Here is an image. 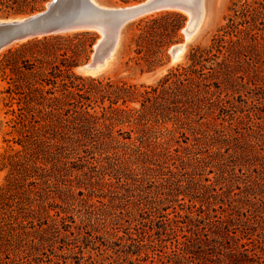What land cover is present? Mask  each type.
I'll return each instance as SVG.
<instances>
[{
  "label": "trees",
  "instance_id": "1",
  "mask_svg": "<svg viewBox=\"0 0 264 264\" xmlns=\"http://www.w3.org/2000/svg\"><path fill=\"white\" fill-rule=\"evenodd\" d=\"M46 1L0 0V13L7 16L35 13ZM231 11L227 24L212 39L209 47L193 49L188 65L172 70L156 86L144 93H139L135 86L127 83H104L98 79H84L75 75L73 70L87 52V43L90 47L94 45L92 32L75 33L68 40L72 42L75 39H85L84 43L77 45L75 49L72 46L64 48L62 54L55 47V42L64 39L62 36L31 40L23 43L18 50L8 53L0 63L1 71L6 73L10 70L14 75H20L25 82L21 86L22 91L15 92L13 89V93L20 95V99L19 113L12 111L15 116L12 122L19 134L17 143L22 145L23 150L15 151L10 146L4 158L9 173L6 183L0 187V264H11L3 262L4 256L9 258L11 253L24 258L40 251L48 238L54 237L53 233L58 230L59 221L54 217H60L63 223L71 217L68 209L64 216L58 211L56 215H51V210L62 208L63 204L56 202L50 188L52 185L61 187L65 178H92L86 169L93 168V164L87 157L85 159L80 155L81 144L89 147L85 152L93 154L97 151L106 159L113 160L118 173L125 170L134 173L131 178L144 180L151 173L158 175V166L177 159L182 162L184 170L193 168L190 176L195 178V170L205 163L206 158H186L181 154L192 153L190 148L177 147L175 154L172 153L169 137L174 136V131L167 129L161 137H155L157 126L173 121L176 131L185 134L183 129H189L200 146L215 147L217 141L223 140L230 147L232 142L246 136L238 130L227 133L225 128L207 129L203 133V129L195 125L197 122L193 118L202 110L211 111L213 105L221 106L226 114L228 110L225 103L231 104L230 97L235 99L238 95L249 108L241 107L238 111L241 114L239 124H243L245 118L253 119L255 109L264 105V0H236ZM170 18H178L177 32L183 25L184 17L178 12H167L160 19H153L154 23H148L142 28L140 42L149 35L153 36L152 24ZM159 35L162 37L165 33L159 32ZM59 55L65 58L62 61L64 70L57 64ZM59 88L61 94L57 95ZM241 89H248V94L256 91L259 96L256 101L253 96H247L248 100L243 99ZM224 93L226 97L223 98ZM137 97L141 98L139 110L119 107L120 103L127 105ZM249 100L253 103H249ZM107 101L108 106L105 105ZM94 104L100 106V112L90 110L95 109ZM258 119L260 122H254L256 130H250L262 138L264 122L261 116ZM122 126L131 128L125 132L121 128L117 129ZM86 139L94 144H84ZM68 152L77 154V160L70 161ZM234 152L239 153L236 149ZM137 163L142 165L137 166ZM225 174V171H221L216 177L217 181L218 178L226 180ZM260 179L262 178L256 176V186L248 188V198L264 190ZM164 183L170 184L169 180L161 182ZM203 187L213 188V184ZM63 189L62 187L63 203L68 207L74 205L72 201L76 202L75 192L69 190L68 195ZM170 189V194H173L174 188ZM79 195L83 196L84 193L79 192ZM217 198L218 195L212 194L206 197L204 195L199 200L191 199L185 204L186 209L174 212V217H162H167L169 226H176L173 231L180 230L187 240L210 236L208 232L212 228L219 229L218 232L213 231L214 236L235 240L238 230L233 232L229 224H234L236 218L225 208L224 200L217 202ZM220 210L222 213H219ZM241 220L249 225V228L242 230L241 240L246 241H242L225 255L226 264H255V259L264 258V228L262 232L255 234L263 239L259 242L251 238V219L246 217ZM89 222L94 227L92 220ZM261 222L264 223V216ZM218 223L227 224L218 228ZM201 225L204 227L199 228ZM142 234L145 232L139 233V236ZM128 240L132 241L128 264L143 261L145 256H142L141 242L144 240L137 241L133 234H129ZM183 245L184 258L188 255L194 257L192 247L185 242ZM228 247L232 246L229 244ZM166 257L171 264H182L181 260ZM198 258L202 264L212 261L207 254L199 255ZM36 259L34 258L35 263Z\"/></svg>",
  "mask_w": 264,
  "mask_h": 264
},
{
  "label": "rangeland",
  "instance_id": "2",
  "mask_svg": "<svg viewBox=\"0 0 264 264\" xmlns=\"http://www.w3.org/2000/svg\"><path fill=\"white\" fill-rule=\"evenodd\" d=\"M47 0L41 5L39 11L43 12L47 8ZM100 5L105 7L123 8L126 6L136 5L144 0H96ZM236 0H205V17L194 37L187 43L185 52L176 62L172 63L169 51L177 44L183 43L185 40V28L191 16L187 13L178 12L183 15L184 22L182 27L175 32L178 25V18H170L156 24H152L153 36L141 43L139 37L142 33V28L153 19H160L167 12H157V14L149 15L138 19L126 26L122 33L120 48L116 54H120L118 61L112 71L107 74L97 76L83 75L78 71V66L91 60L95 45L99 38H103L102 34L92 32L95 38L92 47L86 45L87 52L79 59L77 66L73 72L77 76L84 79H98L104 83L108 81L123 82L130 86H135L139 93H144L150 87L156 86L166 75L179 66L189 64L190 52L197 47H209L212 44V39L220 34V29L227 24L228 17L232 15L231 8ZM177 12V11H172ZM31 13V14H35ZM26 15H10L0 13V20L21 18ZM167 28V31L164 29ZM159 32L164 36L161 37ZM75 33H67L62 36L64 39L60 42H55V47L59 48L60 53L64 48L72 46L73 49L77 45H81L85 40L68 39L73 37ZM51 36L49 38H54ZM100 39V40H101ZM23 43L14 44L11 47L4 49L0 53V63L8 55L10 51H16ZM122 44V45H121ZM97 46V45H96ZM81 50V49H80ZM121 52V53H120ZM141 52V53H139ZM72 54V53H70ZM28 58H31L28 56ZM65 58L59 55L58 65L64 70L62 65ZM148 60V62H147ZM20 61V59H19ZM25 82L20 75H14L10 70L7 72L1 71L0 65V187L6 183V178L9 173V168L5 166L4 158L10 150V146L15 150H23L22 145L17 143L19 134L14 127L12 120L15 118L12 113L15 110L19 113L20 95L13 93L22 91L21 86ZM214 88V87H213ZM215 90V88H214ZM12 92V94L10 93ZM248 89H241L243 99L248 100L247 96H253L257 99L259 96L256 91L248 94ZM60 95V88L56 91ZM222 97H226L224 93ZM231 99V104L225 103L227 113H223L221 106L213 105L211 111L202 110L198 116H193L196 120V126L203 129V133L207 129H223L227 133L238 130L246 136L239 141L232 142L231 146L227 145L223 140L217 141L216 146H200L195 141L192 132L184 128L182 132L176 131L173 121L167 122L165 125L157 126L158 131L155 137H161L166 130L174 131V136L171 140V151L175 154V148H190L192 153H181L186 158H206L205 163L195 171V178L190 174L193 168L184 170L180 160H169L167 163L157 168L160 170L158 175L152 174L149 178L141 180V178H131L134 173L129 170L118 173L116 167L113 166V160H108L105 156H101L100 152L87 153L85 149L88 146L80 147V155L89 160L93 168H87L86 171L92 178H65V182L61 183L59 188L52 185L51 193L56 198L58 204H63L62 208L51 210V215H56L60 212L64 216L69 210V216L64 223L60 217L55 216L59 222L57 223L58 230L53 233L54 237H49L44 248L36 251L32 256H24L18 258L14 254H10L9 258L4 256L3 262L13 264H128V252L132 241H129V234H133L137 241L141 242L143 261L137 264H171L170 258L181 260L182 264H202L199 255L207 254L212 261L207 264H226L225 255L231 249L246 240L242 239V230L249 228L241 222V219L249 217L251 219V238L257 241H263L261 237L255 234L262 232L264 223L261 222L264 216V190L258 191L249 198L246 196L248 188L255 187V177L259 176L260 182L264 184V136L252 133L251 129H255L254 122H260L258 119L261 116L264 122V105H260L259 109H255L253 119H244L243 124H239L241 107L247 108V104L241 101L238 97ZM249 103L251 100H249ZM106 106L109 105L107 101ZM93 111H101L100 106L94 104ZM209 106V105H208ZM119 107L139 110L141 108V98L137 97L128 102L127 105L119 104ZM255 114H257L255 116ZM202 125V126H201ZM124 132L129 131L131 127L122 126ZM250 133V135H248ZM135 136V134H134ZM203 137V135H199ZM158 140V139H157ZM129 142V141H127ZM87 145L94 144L91 140L86 139ZM230 148V149H229ZM239 153H235L234 150ZM61 151V150H60ZM70 161L77 160V154L68 152ZM138 156H135V158ZM219 163H221L219 165ZM257 164V165H255ZM142 165V163H137ZM153 167L154 164H150ZM135 166V167H137ZM157 166V165H156ZM258 168V169H255ZM221 171H225L226 180L217 178ZM77 174V171H74ZM169 180L167 183L161 184ZM211 180V181H209ZM213 184V188H206ZM173 185V187H169ZM247 186V187H246ZM63 190L69 194V190L74 191L76 202L72 206H67L63 203L61 196H64ZM169 187V188H168ZM174 188L173 194H170ZM79 192L84 195L80 196ZM218 195L217 202L224 200V206L229 213H233L236 221L234 224H229L233 232L237 230L235 240H227L224 237L214 236L213 231L219 229L208 228L210 236L196 237V240H187L183 237V233L174 229L176 226H169L167 217H174L175 211H181L182 208H187L185 205L189 200H199L209 195ZM81 200H83L81 202ZM214 201V199H212ZM185 205V206H184ZM184 206V207H183ZM66 208V209H65ZM166 209V210H164ZM250 210V211H249ZM219 213H222L220 210ZM163 214V215H162ZM214 214V213H212ZM89 220H92L94 227L90 225ZM258 220V221H257ZM99 222V223H97ZM259 222V223H255ZM227 224V223H226ZM218 223V228L226 225ZM184 226V225H183ZM201 225L199 228H203ZM255 227V228H254ZM197 228V227H196ZM195 228V229H196ZM145 232L139 236V233ZM39 240V239H38ZM192 247L194 257L184 258L185 246ZM229 244L232 246L229 248ZM196 246V247H193ZM146 254L148 256H146ZM220 254V255H218ZM34 258H37L35 263ZM134 259V258H133ZM264 264L263 260L255 259Z\"/></svg>",
  "mask_w": 264,
  "mask_h": 264
},
{
  "label": "water",
  "instance_id": "3",
  "mask_svg": "<svg viewBox=\"0 0 264 264\" xmlns=\"http://www.w3.org/2000/svg\"><path fill=\"white\" fill-rule=\"evenodd\" d=\"M185 10L194 12L195 21H188L184 42L169 51L172 61L179 51L185 52L187 43L200 28L205 17V0H144L125 8L105 7L95 0H51L43 12L0 20V53L14 44L35 39L67 33L97 32L104 37L99 38L95 45L91 60L77 68L83 75L95 76L119 50L126 26L157 12Z\"/></svg>",
  "mask_w": 264,
  "mask_h": 264
},
{
  "label": "bare ground",
  "instance_id": "4",
  "mask_svg": "<svg viewBox=\"0 0 264 264\" xmlns=\"http://www.w3.org/2000/svg\"><path fill=\"white\" fill-rule=\"evenodd\" d=\"M96 1V0H95ZM133 6V5H132ZM126 7H129V6H126ZM122 8V7H121ZM123 8H125V7H123ZM184 13H187V14H189L190 16H191V22H194L195 21V14H194V12L192 11V10H185V11H183ZM157 14V13H156ZM155 14V15H156ZM21 18H23V17H21ZM200 27V26H199ZM199 29V28H198ZM198 29L196 30V32L198 31ZM103 36V35H102ZM104 37V36H103ZM122 40V39H121ZM189 40V39H188ZM187 40V41H188ZM186 41V42H187ZM121 43V42H120ZM186 44V43H185ZM122 45V44H121ZM120 48V44H119V47H118V49ZM118 51V50H117ZM117 53V52H116ZM121 53V52H120ZM184 53V50H182V51H179L178 53H177V55L175 56V58H174V60H172V63H174V62H176L177 60H179V58L182 56V54ZM120 54L118 53V54H115L112 58H111V60H109V62H107V66L105 67V68H103L101 71H98V73H96L95 74V76H97V75H101V74H107L108 72H110V71H112V69L115 67V65H116V63H117V61H118V59H119V56Z\"/></svg>",
  "mask_w": 264,
  "mask_h": 264
}]
</instances>
